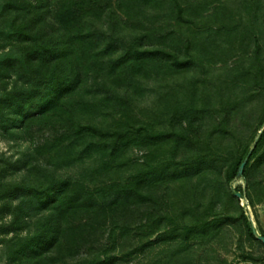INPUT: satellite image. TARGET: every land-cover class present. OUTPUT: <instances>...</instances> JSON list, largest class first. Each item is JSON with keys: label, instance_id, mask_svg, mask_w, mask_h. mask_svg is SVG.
Wrapping results in <instances>:
<instances>
[{"label": "trees", "instance_id": "obj_1", "mask_svg": "<svg viewBox=\"0 0 264 264\" xmlns=\"http://www.w3.org/2000/svg\"><path fill=\"white\" fill-rule=\"evenodd\" d=\"M167 2L168 17L173 18L169 28L123 31L112 0H0V131L17 134L31 146L17 159L0 154V247L6 264H130L127 258L136 253L127 251L129 231L154 226L167 230L169 203L153 183L138 179L89 188L72 174L74 157L62 153L83 139L85 149L111 147L114 155L127 134L140 133L80 123L87 96L124 99L122 80L130 74L157 78L193 69L195 75L192 43L185 33L191 20L184 17L178 0ZM260 52L257 37L249 58ZM252 90L261 94L264 88L255 83ZM235 106L212 102L193 107L177 125L171 122L176 139L170 158L179 157L180 166L194 164L192 172L203 176L206 189L236 210L235 216L216 211L212 221L191 232L218 229L229 221L239 224L240 235L264 248L239 207L243 196L253 203L250 194L264 174V154L249 165L264 144V117L255 147L232 172L228 158L197 160L200 135L211 130L228 134ZM235 179L245 182L239 197L228 186ZM120 234L123 240L117 244ZM243 258L254 262L251 254Z\"/></svg>", "mask_w": 264, "mask_h": 264}, {"label": "rangeland", "instance_id": "obj_2", "mask_svg": "<svg viewBox=\"0 0 264 264\" xmlns=\"http://www.w3.org/2000/svg\"><path fill=\"white\" fill-rule=\"evenodd\" d=\"M118 1L112 3L118 9L123 31H138L151 25L164 29L173 24V18L168 17L167 0ZM178 2L184 17L193 21L185 33L192 43L195 75L192 76L193 69L170 71L157 78L130 74L122 80V89L127 92L124 99L87 96L80 123L123 133L132 128L140 133L127 134L114 155L110 154L111 147L85 149L83 139L67 145L62 153L74 157L72 174L89 188L139 179L153 183L168 201L166 231L154 226L127 233V251L136 253L127 258L132 260L130 264H264V248L240 235L239 224L225 221L218 229L191 232L204 221H212L216 211H221L222 216H235L236 210L231 203L222 204L215 198L212 189H206L203 176L192 172L194 164L180 166L179 157L173 161L170 158L176 139L171 122L177 125L193 107L199 109L212 102L218 106L235 103L232 129L226 135L212 130L201 134L197 160L201 163L216 156L228 158V171L232 172L252 147L264 117V90L261 94L251 92L255 83L264 88V0ZM257 37L261 52L250 59ZM125 43L127 47L129 42ZM30 150L23 137L0 131V154L17 159ZM262 154L264 144L249 165ZM257 179L250 194L253 203L249 204L248 197L243 196L239 207L245 211L255 235L264 237V174ZM228 186L237 197L239 191L245 190L241 179ZM122 240V234L115 237L117 244ZM246 254H251L254 262L246 261ZM6 260L5 249L0 247V264H6Z\"/></svg>", "mask_w": 264, "mask_h": 264}, {"label": "water", "instance_id": "obj_3", "mask_svg": "<svg viewBox=\"0 0 264 264\" xmlns=\"http://www.w3.org/2000/svg\"><path fill=\"white\" fill-rule=\"evenodd\" d=\"M262 128H264V124H263ZM260 134H261V131L258 132V135H257V137L255 138V140L253 142V145L251 147V150L255 147L256 142H257L258 137H259ZM246 162H247V158L244 159V161L241 163V165L239 167L238 175H242V172H243V169H244V166H245ZM258 239L264 244V238L263 237H258Z\"/></svg>", "mask_w": 264, "mask_h": 264}]
</instances>
